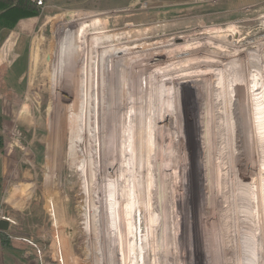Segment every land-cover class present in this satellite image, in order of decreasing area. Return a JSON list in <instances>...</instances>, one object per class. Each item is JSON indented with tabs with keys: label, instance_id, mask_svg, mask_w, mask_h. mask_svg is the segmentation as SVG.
Returning a JSON list of instances; mask_svg holds the SVG:
<instances>
[{
	"label": "rangeland",
	"instance_id": "374dc122",
	"mask_svg": "<svg viewBox=\"0 0 264 264\" xmlns=\"http://www.w3.org/2000/svg\"><path fill=\"white\" fill-rule=\"evenodd\" d=\"M82 8L0 75L9 264H264V0Z\"/></svg>",
	"mask_w": 264,
	"mask_h": 264
},
{
	"label": "crops",
	"instance_id": "0c3cea01",
	"mask_svg": "<svg viewBox=\"0 0 264 264\" xmlns=\"http://www.w3.org/2000/svg\"><path fill=\"white\" fill-rule=\"evenodd\" d=\"M98 2L99 0H49V9L53 11L50 16L56 15V12L74 11L76 8H82L83 5L87 7L82 8V10L93 11V6L98 5ZM34 22H38L36 17L18 22L16 28L8 32L3 40L1 39L2 32H0V75L18 77L16 84H9L10 89H13L16 85L19 86L24 77L29 76L33 68H35L33 53L36 46L34 42L37 40L35 36L37 32L35 31ZM37 42L39 43L38 40ZM1 111L0 115L3 116L4 113ZM9 115H14L13 111L9 112ZM12 156L0 153V187L3 185V180L5 179L4 173L5 171L7 172V166L12 162L10 160ZM24 157H26V153ZM31 157L35 161V156ZM6 246L0 244V264H9L10 257L9 255H5L3 250Z\"/></svg>",
	"mask_w": 264,
	"mask_h": 264
},
{
	"label": "trees",
	"instance_id": "16d2710c",
	"mask_svg": "<svg viewBox=\"0 0 264 264\" xmlns=\"http://www.w3.org/2000/svg\"><path fill=\"white\" fill-rule=\"evenodd\" d=\"M44 7L36 6L29 0H0V32L2 38L5 34L14 30L18 22L26 19L39 17ZM3 118L0 116V124ZM3 137L0 135V153L3 150ZM2 240L0 244L6 246L8 244V232H0Z\"/></svg>",
	"mask_w": 264,
	"mask_h": 264
},
{
	"label": "built area",
	"instance_id": "2783aa9c",
	"mask_svg": "<svg viewBox=\"0 0 264 264\" xmlns=\"http://www.w3.org/2000/svg\"><path fill=\"white\" fill-rule=\"evenodd\" d=\"M31 3H34L36 6L44 7L46 0H29ZM6 136V145L7 147H11L13 144H17L20 140V133L16 129V127L12 126L7 132H5Z\"/></svg>",
	"mask_w": 264,
	"mask_h": 264
},
{
	"label": "water",
	"instance_id": "95a60500",
	"mask_svg": "<svg viewBox=\"0 0 264 264\" xmlns=\"http://www.w3.org/2000/svg\"><path fill=\"white\" fill-rule=\"evenodd\" d=\"M10 226V222L7 219H0V231L7 232Z\"/></svg>",
	"mask_w": 264,
	"mask_h": 264
},
{
	"label": "bare ground",
	"instance_id": "6f19581e",
	"mask_svg": "<svg viewBox=\"0 0 264 264\" xmlns=\"http://www.w3.org/2000/svg\"><path fill=\"white\" fill-rule=\"evenodd\" d=\"M108 39V38H107ZM147 115V114H146ZM142 118V117H141ZM238 122V121H237ZM156 154V153H155ZM152 184V183H151ZM165 217V216H164ZM154 223V222H153ZM156 226V225H155ZM140 243V242H139ZM146 249V248H145Z\"/></svg>",
	"mask_w": 264,
	"mask_h": 264
},
{
	"label": "clouds",
	"instance_id": "9594fccd",
	"mask_svg": "<svg viewBox=\"0 0 264 264\" xmlns=\"http://www.w3.org/2000/svg\"><path fill=\"white\" fill-rule=\"evenodd\" d=\"M0 219H3V218H0ZM1 232V231H0Z\"/></svg>",
	"mask_w": 264,
	"mask_h": 264
}]
</instances>
